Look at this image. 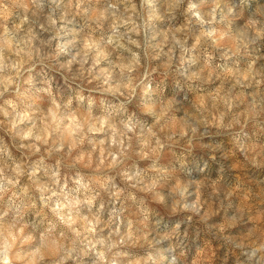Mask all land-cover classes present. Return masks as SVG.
Returning <instances> with one entry per match:
<instances>
[{
	"label": "clouds",
	"instance_id": "1",
	"mask_svg": "<svg viewBox=\"0 0 264 264\" xmlns=\"http://www.w3.org/2000/svg\"><path fill=\"white\" fill-rule=\"evenodd\" d=\"M228 261L264 264V0H0V264Z\"/></svg>",
	"mask_w": 264,
	"mask_h": 264
},
{
	"label": "rangeland",
	"instance_id": "2",
	"mask_svg": "<svg viewBox=\"0 0 264 264\" xmlns=\"http://www.w3.org/2000/svg\"><path fill=\"white\" fill-rule=\"evenodd\" d=\"M198 176H199L198 172L193 171V173H192V177H194V178H198ZM194 188H195V185L193 184L192 187L189 188V192H192V191L194 190ZM193 199H195V196H194V195L188 197L189 202H190L191 200H193ZM165 246H166V245H165ZM228 264H231V261H228Z\"/></svg>",
	"mask_w": 264,
	"mask_h": 264
}]
</instances>
